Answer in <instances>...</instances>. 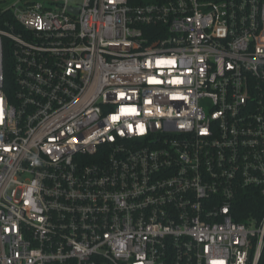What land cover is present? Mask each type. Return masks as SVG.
Listing matches in <instances>:
<instances>
[{"label": "built area", "instance_id": "2783aa9c", "mask_svg": "<svg viewBox=\"0 0 264 264\" xmlns=\"http://www.w3.org/2000/svg\"><path fill=\"white\" fill-rule=\"evenodd\" d=\"M13 7L0 264H264V0Z\"/></svg>", "mask_w": 264, "mask_h": 264}, {"label": "snow or ice", "instance_id": "6c2138e0", "mask_svg": "<svg viewBox=\"0 0 264 264\" xmlns=\"http://www.w3.org/2000/svg\"><path fill=\"white\" fill-rule=\"evenodd\" d=\"M158 63H159V62H158ZM172 63H174V61H173ZM122 96H123V94H121V97H122ZM121 112H122V113H136V114H138L136 108L133 107V106L122 107V108H121ZM111 119H112L113 121H116V120L119 119V117L116 116V115H114V116L111 117ZM139 127H140V131L143 132V130H144V129H143V126H139ZM131 128H132V126L129 125V129H131ZM120 134L123 135V132H121ZM6 150H7V149H6Z\"/></svg>", "mask_w": 264, "mask_h": 264}, {"label": "rangeland", "instance_id": "374dc122", "mask_svg": "<svg viewBox=\"0 0 264 264\" xmlns=\"http://www.w3.org/2000/svg\"><path fill=\"white\" fill-rule=\"evenodd\" d=\"M18 2V0H0V8L2 9H14L13 5Z\"/></svg>", "mask_w": 264, "mask_h": 264}, {"label": "trees", "instance_id": "16d2710c", "mask_svg": "<svg viewBox=\"0 0 264 264\" xmlns=\"http://www.w3.org/2000/svg\"><path fill=\"white\" fill-rule=\"evenodd\" d=\"M1 9V8H0ZM4 14V13H3ZM261 215V214H260ZM259 216V215H258ZM245 217V216H244Z\"/></svg>", "mask_w": 264, "mask_h": 264}]
</instances>
